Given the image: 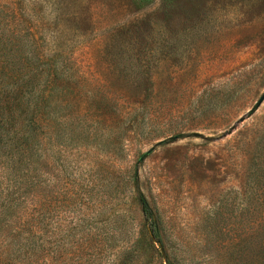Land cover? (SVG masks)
Listing matches in <instances>:
<instances>
[{"label":"rangeland","instance_id":"1","mask_svg":"<svg viewBox=\"0 0 264 264\" xmlns=\"http://www.w3.org/2000/svg\"><path fill=\"white\" fill-rule=\"evenodd\" d=\"M0 48L69 79L37 264H264V0H0Z\"/></svg>","mask_w":264,"mask_h":264},{"label":"trees","instance_id":"2","mask_svg":"<svg viewBox=\"0 0 264 264\" xmlns=\"http://www.w3.org/2000/svg\"><path fill=\"white\" fill-rule=\"evenodd\" d=\"M0 48V264H37L39 137L44 120L69 121V79L55 61L21 60L23 49ZM144 218L153 223L146 201ZM153 237L158 239L152 228Z\"/></svg>","mask_w":264,"mask_h":264},{"label":"water","instance_id":"3","mask_svg":"<svg viewBox=\"0 0 264 264\" xmlns=\"http://www.w3.org/2000/svg\"><path fill=\"white\" fill-rule=\"evenodd\" d=\"M263 99V98H262ZM262 99H260L257 104L255 105V107L252 109V111L250 112L251 114L255 111V109L260 105Z\"/></svg>","mask_w":264,"mask_h":264}]
</instances>
